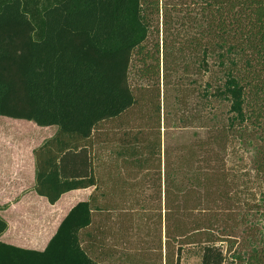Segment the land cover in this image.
<instances>
[{
  "label": "trees",
  "instance_id": "trees-1",
  "mask_svg": "<svg viewBox=\"0 0 264 264\" xmlns=\"http://www.w3.org/2000/svg\"><path fill=\"white\" fill-rule=\"evenodd\" d=\"M160 31L163 71L171 64L201 75L193 80L201 108L179 127L196 120L203 130L166 150L160 264H178L190 244L200 264H264V0H0V115L56 127L33 150V191L53 204L94 187L43 250L0 241V264H101L79 237L98 209L95 131L136 103L130 65L139 64V77H159V42L153 52L144 42ZM124 137L116 158L143 167L145 150L159 154L157 136L149 146ZM234 144L251 145L249 167L230 160ZM235 217L245 221L238 242L236 221L220 237ZM6 228L0 216V234Z\"/></svg>",
  "mask_w": 264,
  "mask_h": 264
},
{
  "label": "rangeland",
  "instance_id": "rangeland-1",
  "mask_svg": "<svg viewBox=\"0 0 264 264\" xmlns=\"http://www.w3.org/2000/svg\"><path fill=\"white\" fill-rule=\"evenodd\" d=\"M161 39V31L159 34L152 32L144 42L145 49L152 52L154 44L159 42V77H139V64L130 65L128 83L133 89L136 103L118 118L99 124L95 131L94 157L96 175L100 178L96 195L98 209L93 210L92 224L81 231L79 237L88 255L101 264L162 263L166 150L203 136V130L196 120L185 127H179L180 117L196 114L201 108L198 105L200 99L197 96V86L193 83V80L199 81L201 75H191L171 64L167 65L169 70L163 71ZM163 74L166 79L162 77ZM189 92L191 93L187 95ZM222 110L226 112V107L223 106ZM24 121L33 124V128L28 123L23 125ZM50 128L55 126L42 127L26 119L0 115V204L19 201L31 191L29 186H18L21 181L23 183V177L16 176L19 173L17 167L23 163V155L27 156L34 138L40 145L50 137L53 132ZM124 133L136 134L148 146L154 142L155 136L159 137V154L153 153L150 157L145 150L141 154L142 160L146 158L143 167L133 163L132 160L136 157L116 158L114 152L121 147ZM139 140L136 143L138 151L141 147ZM234 146L230 160H235L237 155L242 166L249 167L251 145ZM35 196L48 204L44 197ZM55 209L60 213L61 221L67 212L64 214L65 209L62 208ZM242 212L245 213L246 210L241 209ZM255 217L261 218L259 215ZM235 219L226 222L227 227L222 229L220 237L225 236L230 229L228 225L236 221V229H231V232L239 234L235 238L238 242L244 233L240 230L244 228L245 221L240 222L242 218L239 217ZM248 220L253 221V216L250 215ZM216 230L220 232V229ZM220 244L222 248L227 246L226 243ZM235 246L234 243L232 248ZM178 264H200V247L195 244L184 245Z\"/></svg>",
  "mask_w": 264,
  "mask_h": 264
},
{
  "label": "crops",
  "instance_id": "crops-1",
  "mask_svg": "<svg viewBox=\"0 0 264 264\" xmlns=\"http://www.w3.org/2000/svg\"><path fill=\"white\" fill-rule=\"evenodd\" d=\"M26 123L33 128V124L29 122L24 121L23 125ZM51 130L53 132L50 136L53 135L56 127ZM37 145L38 140L34 138L27 156L23 155V163L17 167V173H19L16 176L23 177V183L21 181L18 186L20 188L29 186L31 191L27 195H23V198L19 201L0 204V216L7 223L6 230L0 234V241L26 249L43 250L60 223V213L55 208L65 209V214L78 201L87 200L94 187L67 191L53 204L48 202L46 204L42 199L39 200L33 191V150ZM71 194L74 195L69 197ZM55 211L58 213H55Z\"/></svg>",
  "mask_w": 264,
  "mask_h": 264
}]
</instances>
